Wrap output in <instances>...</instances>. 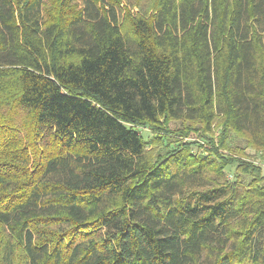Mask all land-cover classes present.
<instances>
[{"label":"trees","instance_id":"trees-1","mask_svg":"<svg viewBox=\"0 0 264 264\" xmlns=\"http://www.w3.org/2000/svg\"><path fill=\"white\" fill-rule=\"evenodd\" d=\"M0 264H264V0H0Z\"/></svg>","mask_w":264,"mask_h":264},{"label":"rangeland","instance_id":"rangeland-1","mask_svg":"<svg viewBox=\"0 0 264 264\" xmlns=\"http://www.w3.org/2000/svg\"><path fill=\"white\" fill-rule=\"evenodd\" d=\"M142 134L146 137L149 138L150 137V133L148 132V130H142ZM195 138H190L191 141H200L199 138L197 136H194ZM199 144H203L201 149L199 148V150L201 151H206L207 150V154L209 153L208 151L210 150V145L209 144H205L203 141H200ZM235 166H233L232 168H230V171H234Z\"/></svg>","mask_w":264,"mask_h":264}]
</instances>
